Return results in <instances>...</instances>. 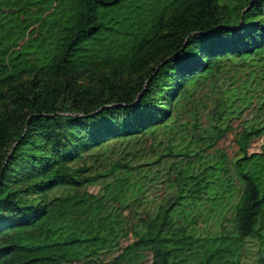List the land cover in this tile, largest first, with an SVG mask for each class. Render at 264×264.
I'll return each mask as SVG.
<instances>
[{
	"label": "trees",
	"instance_id": "16d2710c",
	"mask_svg": "<svg viewBox=\"0 0 264 264\" xmlns=\"http://www.w3.org/2000/svg\"><path fill=\"white\" fill-rule=\"evenodd\" d=\"M263 107L264 0H0V264H264Z\"/></svg>",
	"mask_w": 264,
	"mask_h": 264
},
{
	"label": "rangeland",
	"instance_id": "374dc122",
	"mask_svg": "<svg viewBox=\"0 0 264 264\" xmlns=\"http://www.w3.org/2000/svg\"><path fill=\"white\" fill-rule=\"evenodd\" d=\"M264 109V107H263ZM248 114L245 113L244 116H247ZM216 147H219L223 149V151L230 155L234 149H235V144L233 142V134L231 132H228L223 138L219 139L218 142L215 144ZM264 146V133L262 132H257L254 134L248 143L247 150L248 151H253V150H260ZM212 149V148H211ZM148 178V179H147ZM137 180L149 183V188H148V194H157L160 198L163 196H166V194L172 189V183L171 181H165L161 180V178L156 177L154 174V168L151 166L150 168H146V170L137 177ZM222 188V186H221ZM220 188V189H221ZM90 190H93L94 187L91 186L89 187ZM219 189V190H220ZM220 196L222 195V192L219 193ZM237 197V192L236 190L234 191V196L231 200V202H235ZM212 198H205L203 202V207L200 211L195 212L196 218L194 219L195 224L197 226L198 234L200 236L199 241L196 243V248L199 251H203L208 249L209 247V240L207 238L208 231H212L216 227V223L214 222L215 215H211V211L208 210L207 208V202ZM212 201H216L215 199H212ZM230 216V212L228 208L222 212L220 219H226L228 222V217ZM214 217V219H213ZM225 222V220H222ZM209 229V230H208ZM209 231V232H210ZM128 237H125L122 239V241L127 240ZM119 251L117 249H113L112 251H109L107 253H104L102 256L109 258L111 255H116L118 254ZM254 256L253 254H247L246 259H243L242 264H251L253 262Z\"/></svg>",
	"mask_w": 264,
	"mask_h": 264
}]
</instances>
